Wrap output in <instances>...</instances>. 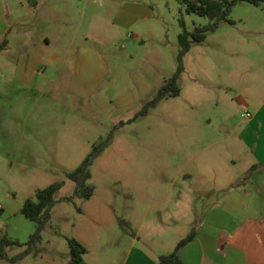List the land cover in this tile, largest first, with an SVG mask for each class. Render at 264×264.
I'll return each instance as SVG.
<instances>
[{
	"label": "rangeland",
	"instance_id": "374dc122",
	"mask_svg": "<svg viewBox=\"0 0 264 264\" xmlns=\"http://www.w3.org/2000/svg\"><path fill=\"white\" fill-rule=\"evenodd\" d=\"M20 1L29 0H0V13L8 6L15 19ZM38 2L33 16L21 13L27 28L48 34L63 55L77 43L84 52L82 73L66 65L53 70L43 60L30 70L36 75L30 85L21 77L25 67L18 74V65L0 54V237L27 242L36 225L22 214L24 202L62 184L41 256L0 264H67L66 237L91 249L90 264H123L131 237L155 259L173 252L255 163L238 126L245 111L253 113L264 101V28L254 34L241 23L257 8L238 3L230 15L234 24L222 22L192 45L180 95L136 118L177 69L180 19L189 31L210 20L186 14L180 0H166L141 24L149 34L135 39L138 28L122 31L107 13L94 20L63 2ZM111 133L91 168L94 195L74 197L69 173ZM22 250L11 247L8 255Z\"/></svg>",
	"mask_w": 264,
	"mask_h": 264
},
{
	"label": "crops",
	"instance_id": "0c3cea01",
	"mask_svg": "<svg viewBox=\"0 0 264 264\" xmlns=\"http://www.w3.org/2000/svg\"><path fill=\"white\" fill-rule=\"evenodd\" d=\"M43 1L47 0H41ZM50 1L68 4L76 12L84 16L89 15L94 20L100 19L102 13H107L114 27L122 31L138 28V32L132 34L136 39L149 34L144 32L141 24L145 25L154 19L159 4L166 0ZM20 2L22 8L17 12L15 19L12 18L8 6H3L0 13V44L4 38L9 42L8 47L1 53L10 57L8 61L11 64L18 65V74L22 66L25 67L27 73L22 72L21 77L26 83L33 85V82H36L34 72L38 64L44 60L53 70L66 65L69 70L80 76L84 52L77 50V43L74 42L73 49L63 55L51 47L53 43L48 34L45 37L33 35L31 28H27L28 19L21 13L32 11L30 15L33 16L39 8V2L38 0H29L28 4ZM87 3H92L94 7L86 5ZM256 8L257 10L244 13L241 18V23L254 27L252 32L254 34L258 27L264 28V8ZM33 69V76H30L29 72ZM243 117L247 119L238 126V129L241 139L251 150L255 161L250 169L253 166L257 168L247 179L249 169L242 183L231 185L227 192L206 209L199 225L194 229L195 238L179 253L184 264H264V101L253 113L245 111ZM42 242L37 256L30 255L24 259L39 258L42 253ZM90 251L91 249L87 248L81 264H90L87 261ZM158 258L155 259L137 248L131 237L130 250L123 264H156Z\"/></svg>",
	"mask_w": 264,
	"mask_h": 264
},
{
	"label": "trees",
	"instance_id": "16d2710c",
	"mask_svg": "<svg viewBox=\"0 0 264 264\" xmlns=\"http://www.w3.org/2000/svg\"><path fill=\"white\" fill-rule=\"evenodd\" d=\"M180 2L186 14H195L208 18L210 22L207 25L195 26L193 31H189L186 27L184 17L180 19L182 31L178 36L179 51L177 55V69L171 78L164 81L156 97L144 105L140 113L135 116L136 118L146 116L149 110L156 107L163 99L175 98L180 95L182 89L179 85V80L185 71L184 59L190 52L192 45L203 43L207 38V34L218 30L222 22L234 24L233 20L230 19V15L238 3L248 2L253 6L264 8V0H180ZM8 43L7 38H4L0 44V53L8 47ZM112 138L113 133L106 139L95 144L92 152L81 165L69 173V178L76 184L74 197L89 200L94 195L95 188L89 184V180L92 177L91 168L95 160L109 146ZM256 168L257 166H253L249 170L247 179L250 178ZM61 188V183H54L44 189L38 190L35 198H28L24 202L22 214L26 219L36 224L35 232L24 243L10 238L7 234L3 235L0 238V261L7 260L11 263H16L30 255L37 256L39 254V245L43 240L42 234L52 219V210L58 202L56 194ZM73 199V197H70L63 198L62 200ZM195 236L196 232L193 230L177 244L173 252L160 256L156 264H184L179 253ZM66 239L70 249V259L67 264H81L83 255L87 253V248L76 238L66 237ZM11 247H20L23 250L17 255L10 257L8 255V249Z\"/></svg>",
	"mask_w": 264,
	"mask_h": 264
},
{
	"label": "built area",
	"instance_id": "2783aa9c",
	"mask_svg": "<svg viewBox=\"0 0 264 264\" xmlns=\"http://www.w3.org/2000/svg\"><path fill=\"white\" fill-rule=\"evenodd\" d=\"M248 114V113H247Z\"/></svg>",
	"mask_w": 264,
	"mask_h": 264
}]
</instances>
